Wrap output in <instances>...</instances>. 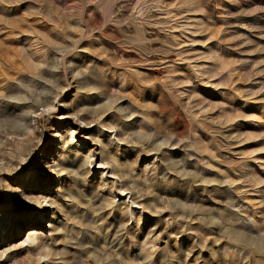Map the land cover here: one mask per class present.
Wrapping results in <instances>:
<instances>
[{
  "label": "rangeland",
  "instance_id": "1",
  "mask_svg": "<svg viewBox=\"0 0 264 264\" xmlns=\"http://www.w3.org/2000/svg\"><path fill=\"white\" fill-rule=\"evenodd\" d=\"M184 4L193 11L187 12ZM16 25L32 29L25 36L35 48L47 46L43 82L49 89L58 92L65 83L70 87L59 92L54 100L58 107L39 121L36 152L21 161H0V264H37L15 248L20 207L8 198L29 195L34 184L49 180L51 169L56 173L46 191L54 210L73 203L84 215L80 224L91 222L79 235L83 247L113 253L111 230L98 233L94 227L109 223L110 210L125 212L129 196L110 193L115 179L105 171L100 176L99 145L118 156L123 176L117 183L129 181L136 202L116 237L138 255V264H264V248L256 251L250 243L232 240V233L264 238V181L255 180L257 175L264 180V0H0V64H15V70L21 65ZM139 29L158 34L155 41L143 40L157 44L152 45L156 64H142L124 48L127 35L133 37ZM171 65L180 80L190 78L191 83L170 85ZM156 67L163 72L155 74ZM56 73L60 83L54 86ZM74 81L84 84L89 110L104 105L102 119L108 113L120 117L115 128L126 134L118 145L105 134L92 143L94 124L83 132L73 128L70 141L68 119L97 118L85 117L87 106H79L80 98L73 96ZM182 118L185 126L180 128ZM52 135L61 139L48 150ZM135 137L154 142L157 151L148 152ZM94 144L96 156L85 164V148L94 150ZM60 156L67 161L61 171ZM227 175L235 178L234 184L224 183ZM97 194L110 201L107 208L96 210ZM52 212L50 208L41 224L46 229L40 238L53 251L45 260L90 264L75 263L72 256L73 240L68 239L78 222Z\"/></svg>",
  "mask_w": 264,
  "mask_h": 264
},
{
  "label": "bare ground",
  "instance_id": "2",
  "mask_svg": "<svg viewBox=\"0 0 264 264\" xmlns=\"http://www.w3.org/2000/svg\"><path fill=\"white\" fill-rule=\"evenodd\" d=\"M191 4H193L194 6V3L191 2ZM184 6L187 9L186 10L187 12L193 11L189 9L190 6L188 4L187 5L184 4ZM18 27L19 25L15 26L14 34H15V43L18 44L16 47V54L18 55L20 59L21 65L18 69L15 70V64H13L12 66H4L0 64V161L4 160L7 162H11L15 160L21 161L23 160L22 158L30 157L36 152V148L39 145L35 146L34 141L35 139L39 137L37 135V133L39 132L38 131L39 121L43 118L44 113H48L54 108L56 109L57 104H54V100L59 94V92L61 91L62 93L64 90H67L70 87L69 84L65 83L63 86H60V90H58V92L57 90L49 89L50 87L49 84H45V82H43V79H44L43 76L46 74L44 70V65H45V60H46L45 49H47V46L42 45L38 49L35 48V44H33L30 41V38L25 36L26 33L32 31V29L31 28H19L18 29ZM157 37H158V34L154 32L153 30L139 29L135 33V36L130 37L129 35H127L128 39L123 42L125 44L124 48L130 49V52H128V54H133L134 56H136L139 62H141L142 64L146 62H149L151 64H156L153 59H155L157 62L159 57L157 56V50L154 49L152 45L153 44L157 45V44L155 42L150 43V44H145L143 43V40L148 39V40L155 41ZM118 51H120V48H118ZM170 58L172 57L170 56ZM170 58H168V62H172L170 61ZM152 71L155 74H159L160 72H163V70L159 67L154 68ZM175 72L176 70L174 66L171 65V70L167 77L169 79L170 85L175 86L176 84L178 85L181 83L182 84L191 83L190 78L185 77L180 80V77L177 76ZM52 80H53L54 86H57L58 83H60V80L57 79V73L53 74ZM74 82H76L75 91L73 95L74 98L76 99L80 98L79 106H83V105L87 106L82 109V111L85 112V117L97 116V118L96 119L89 118L90 120L85 121L81 118L82 116L73 115L72 119H68V123L72 124V128H69L67 131L68 132L67 134L70 137V141L75 137L73 136V132L71 131L73 128H77L80 130L79 132H83V131L89 130L90 125L94 124L96 134L94 138L91 140L92 143L93 141H96V138H98L97 136H99V134L100 135L105 134L107 136L106 139H108L109 142L111 143L113 142L118 145L120 141H123V139H121V136L123 134H126L125 129L118 130L115 128L116 124H118L120 120V117L118 115L115 116L111 113H108L102 119L100 115L105 114L107 111V108L104 105H98L96 108L94 109L90 108L89 110L88 105H90V102L87 101L85 98L86 92H85L84 84L83 83L79 84L77 81H74ZM38 89H39V92L37 93ZM44 91H46V93H49V96H47L46 94H43ZM142 117L144 116L142 115ZM59 118L62 119L63 116ZM182 122L183 124L181 125L180 128H183L185 126L184 118H182ZM109 130L111 131L110 133H108ZM113 130H115V134L112 136ZM174 136L177 137L176 131H174ZM52 138L53 140L50 142V145L47 147L48 150H52L53 143L57 140H60L61 136L52 135ZM132 139L134 141L142 142L147 148L148 152L150 150L157 151V148L154 147V142H151L150 140H148L146 143L145 140H142L140 137H135ZM198 139L199 138H197V140ZM93 147H94L93 148L94 150H90L87 147L85 148V150L87 151L84 154L85 164L91 165V162H90L91 157L94 158L96 156L95 144ZM101 147L102 146L99 145V148H98L99 156H100V161L98 162V165L102 166L100 176L103 175V171H105V175L109 174L115 179V180H112V184L110 187V193L114 194V197L118 196L121 198H125L126 195L129 196V200H128L129 202L126 205L125 212L122 211L120 215H114V213L110 210L107 212V215L110 217L109 223H107L106 225H100V226L94 227L98 233L99 232L102 233V231H104L105 229H106V232H107V229L111 230V233H112L111 235L115 236L114 237L115 239L113 240L114 242L112 243L111 248H115V250L113 251L112 254L110 253L106 254V252L102 253V251L97 252L99 250H96L97 248L95 249V246L93 245L91 247L89 246V248H84L86 247V245L84 246L82 245V242H80L82 241L83 237H81L82 239L79 240V235L82 233L84 226L89 227L90 226L89 224H91V222L87 221L86 225L80 224V218L84 217V215L80 212V210L75 208L77 206H74L73 203L68 208H64L60 211L54 210L52 206L54 203L50 201L49 198H47L48 193L46 191L47 188H49L53 184L52 180H54V174L56 173L54 172L53 169H51L48 172V175L50 176L49 177L50 182L49 180L47 181V179H44L40 183L34 184L35 186L34 190L29 195H24V196L22 195V199L20 200H17V198L15 197L8 198V199L14 200L13 204L15 205V207H20L18 217L15 220L16 222H15L13 236L18 241V244L15 246V248L21 251L22 253H24L23 259L27 260V262H31V263L35 262L37 264H49L45 259L48 257L49 254L53 253L52 247L46 250V248L44 247L43 240L40 238V236H41V233L44 234L43 232L46 229V226L45 225L43 226L41 224L45 222V219L47 218V213L48 211H50V208H52L53 216H54V213L59 214V212H61L62 215L64 217H67L68 220L70 219V220H75L78 222V225L75 226L76 229L74 231L75 232L74 236L72 235L71 238L69 236L70 239H68L65 233L62 234L63 240L65 241H67L66 239L70 241L73 240V243L71 244L73 248L71 246L70 247L73 249L72 256H73L75 263L88 260L90 264H138L137 259H136L138 255L137 256L135 255L136 256L135 257L129 251V249L128 250L126 249V245H124L121 242V238L116 237V235L119 233V230L124 228L125 226L124 223L127 217H131L132 211H133L131 207L133 206V204H136V202L134 201L132 190L127 186L129 181L127 182L121 181L120 183H117V179L119 181L121 176H123V172L120 170V168L122 167V164L119 162L118 156L116 154L111 153L110 151H107L108 149L107 146H104L102 148ZM58 160L59 161H58L57 166L59 167V171H61L62 170L61 168H63V164L67 162L66 157L60 156L58 157ZM230 177L227 175L226 176L227 180L225 179L224 183H227L229 185L232 184L234 181L233 180L234 177L233 178H230ZM130 178L133 181L134 186L138 188V183L135 180V178L133 176H131ZM188 178L189 180L192 179L193 175H190V176L188 175ZM255 178L257 182L264 181L261 176L257 175V177ZM83 183H84V179H82L81 185ZM257 184L258 183H256V185ZM102 186L103 187L105 186L104 182ZM126 191L128 192L124 194ZM62 197H65L64 193H62L59 196L60 199ZM96 199H97L96 202L98 203L96 210L105 209L110 204V201L106 199L103 194H97ZM113 199L114 198H112V201ZM153 205L156 206V203L154 202ZM39 208L42 211H38ZM92 210L94 211L95 209H92ZM71 211L73 212L72 216H71ZM178 213L184 214L185 218L190 217V215L184 212L178 211ZM14 215L15 216L17 215L16 212H14ZM251 222H253L254 224L256 223L253 219L251 220ZM92 224L94 225V223ZM27 228H29L28 231H27ZM261 230L264 231V229H261ZM259 233H261V231ZM240 234L232 233V240L234 242L242 241L243 243H246V244L250 243V246L252 244L251 247H253L256 251H260L264 248V238L254 239V238H250L251 236L242 237L240 236ZM142 235L143 233L141 234V236ZM139 245L142 246V243ZM119 247H121L122 249ZM147 255H150V254H147ZM165 257L164 258L162 257V259H166ZM6 259H9L8 255ZM142 259H144V257ZM178 261L176 260V262ZM140 262L142 263V260L141 261L139 260V263Z\"/></svg>",
  "mask_w": 264,
  "mask_h": 264
}]
</instances>
